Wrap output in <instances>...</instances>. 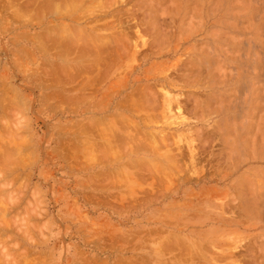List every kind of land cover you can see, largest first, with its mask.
<instances>
[{
    "label": "rangeland",
    "instance_id": "374dc122",
    "mask_svg": "<svg viewBox=\"0 0 264 264\" xmlns=\"http://www.w3.org/2000/svg\"><path fill=\"white\" fill-rule=\"evenodd\" d=\"M116 1L103 16L126 21L131 46L111 56L114 67L96 79L93 95L92 87L78 93L79 103L71 102L66 75L70 53L56 55L50 46L54 54L42 55L28 34L44 23L15 21L0 7V100L8 102L15 88L24 98H7L13 104L3 102L6 113L0 106V132L16 128L10 141L0 133V145L8 143L0 153L6 147L10 161L0 155V264H264V0ZM83 73L75 76L79 83L88 80ZM50 91L63 99H51ZM120 115L133 125L122 128ZM115 120L149 135L132 138L144 147L132 151L120 138L114 157L107 151L104 163L103 149L94 161L99 151L88 152L90 136L103 144L110 134L99 130L101 138L98 128L110 126L119 137Z\"/></svg>",
    "mask_w": 264,
    "mask_h": 264
},
{
    "label": "bare ground",
    "instance_id": "6f19581e",
    "mask_svg": "<svg viewBox=\"0 0 264 264\" xmlns=\"http://www.w3.org/2000/svg\"><path fill=\"white\" fill-rule=\"evenodd\" d=\"M116 0H0V7L2 8V9H5V11L7 10V11H10L11 12V14L13 15V16H16V17H19V19H16L15 21H19L20 22V20L22 21L23 19L25 20V23L27 22H29V23H31L32 21H33V19H36V20H38V21H40L39 23H44V27L42 26V31H40V32H33V33H31V34H28L29 36H31L30 38L33 40V39H35L33 42L34 43H37V47H38V49L39 50H41L40 52H42V55L43 54H46V55H50V53H52V54H54V52H52V51H49V47L51 46L52 47V49L55 51V54L57 55L58 53H60V54H63V55H67V53H70V74L68 73L69 72V70H66L67 72H66V75L68 74V76L70 77V89L72 90V91H74L75 92V97H73V99L75 98V100H73V101H71V102H77V99H78V103H79V98H80V96H83V95H78V93H82V90L86 87V88H91L92 87V89H91V91H90V93L92 92V90L94 91V89H95V86L97 85L96 84V79H100V74L101 73H103V71L104 70H107V69H109V70H111L113 67H114V65H115V62L113 63L112 61L114 60L115 61V55L117 54V52H121V53H124L125 51H126V53L129 51V49H128V47H130V46H128L127 47V43H128V41H129V39H128V37H127V33L125 32V28L123 27V22L125 21H118L117 23H114L113 21H110V22H108L106 19L107 18H105L104 16L106 15V13H110L111 12V8L113 9V4H114V2H115ZM122 1V0H121ZM117 2V1H116ZM119 2V1H118ZM117 2V3H118ZM127 2V1H126ZM117 3H115V4H117ZM132 9V8H131ZM121 11V9H118V11ZM114 11H115V9H114ZM0 12H1V10H0ZM112 13V12H111ZM118 13V12H117ZM127 13V12H126ZM105 14V15H104ZM123 14H125V12H123ZM8 15V14H7ZM99 15V18L97 17ZM104 15V16H103ZM118 16H117V18H121V16H123L122 15V13L120 12L119 14H117ZM130 15V14H129ZM13 16H12V18H13ZM101 16H103L104 18H102L101 19ZM6 18V17H5ZM23 18V19H22ZM125 18H127V17H125ZM136 18V17H135ZM104 19V20H103ZM115 19V18H114ZM122 19V18H121ZM132 19V18H131ZM11 20V19H10ZM67 20H70V23H68V21ZM116 20V19H115ZM134 20H136V19H134ZM14 21V20H13ZM37 21V22H38ZM137 21V20H136ZM8 22V21H7ZM11 22V21H10ZM23 22V21H22ZM126 22V21H125ZM124 22V23H125ZM128 22H129V20H128ZM6 24V23H5ZM9 24V23H8ZM37 24V23H36ZM114 24H116V26L118 27H114ZM110 27V29L111 30H108V28ZM114 28H117V29H114ZM114 29V30H113ZM134 29V28H133ZM139 28H137L136 29V31L138 30ZM135 31V30H134ZM2 32H3V29H2ZM142 32V31H141ZM25 33V32H24ZM129 33V32H128ZM21 34V33H20ZM20 34H19V36H18V34H16V36L18 37V38H25V36H26V39H27V35H22V36H20ZM138 34H139V32H138ZM130 35V34H129ZM162 35H164V34H162ZM17 37H16V39H17ZM24 40V39H23ZM16 42H18V41H16ZM16 42H14V43H16ZM136 43V42H135ZM134 45H136V44H134ZM137 46V45H136ZM135 46V47H136ZM36 47V46H35ZM135 47L134 48H131V49H135ZM3 48V47H2ZM24 49H26V47L24 48L23 47V52H25V54L27 53V52H29V53H27V55L29 54L30 55V51L28 50L27 51V49L26 50H24ZM38 50V51H39ZM4 51V50H3ZM56 51L58 52V53H56ZM21 52V51H20ZM12 54H14L15 52H11ZM10 53V54H11ZM131 53H133V52H131ZM135 53V52H134ZM138 53V52H137ZM125 54V53H124ZM128 54V53H127ZM15 55V57L17 56L16 54H14ZM13 55V56H14ZM28 55V57L27 58H29V57H31L32 56V54L29 56ZM63 55H59V56H62V58L64 57ZM69 55V54H68ZM122 55V54H121ZM121 55H119V57L121 56ZM132 55V54H131ZM26 56V55H25ZM58 56V57H59ZM111 56H115V57H111ZM124 56V55H123ZM128 56V55H127ZM33 57V56H32ZM122 57V56H121ZM52 58V57H51ZM56 58V57H55ZM65 58V57H64ZM112 58H114V59H112ZM118 58V57H117ZM116 58V60H118ZM122 58H124V57H122ZM17 59V58H16ZM30 59V58H29ZM20 60V59H19ZM41 60V59H40ZM62 60V59H61ZM69 60V59H68ZM122 60V59H121ZM30 61V60H29ZM48 61V63L46 64L45 62H42V64L43 63H45L46 65H48L49 64V66H52L50 63H51V61H49V60H47ZM118 62H119V60H118ZM117 62V63H118ZM21 63H22V61H21ZM41 63V62H40ZM19 64V63H18ZM41 64V65H42ZM45 64H44V66H45ZM56 64V63H55ZM58 64V63H57ZM114 64V65H113ZM113 65V66H112ZM3 66V65H2ZM62 66L64 67V69H66L67 67L64 65V64H62V65H57V67H59V68H57L56 66H54V67H56L57 69H59V71L61 72V73H65V72H62V71H65V70H63V69H61L62 68ZM69 66V65H68ZM112 66V67H111ZM16 67V66H15ZM20 67V66H19ZM18 67V68H19ZM46 67V66H45ZM66 67V68H65ZM22 68V67H21ZM36 68H38L39 69V67H36ZM56 68L55 69H52V70H56ZM123 68V67H122ZM12 69V68H11ZM33 70V69H32ZM108 70V71H109ZM4 71H6V70H4ZM21 71H23V70H21ZM35 71V70H34ZM42 71V70H41ZM40 71V72H41ZM56 71H58V70H56ZM56 71H55V73H56ZM108 71L106 72L105 71V73H107L108 74ZM33 72V71H32ZM31 72V73H32ZM44 72H46L45 70H44ZM59 72V73H60ZM84 72V73H83ZM86 72H87V74H88V72L91 74H89V77H91L90 79H89V77H87L88 78V80H86V82H84V83H79L78 82V80L77 79H75V76H77V73H83V74H86ZM34 73V72H33ZM41 73H43V71L41 72ZM48 73H50V71H48ZM54 72L52 71V74H53ZM51 75V74H50ZM54 75V74H53ZM58 75V74H57ZM57 75L55 76V77H57ZM62 75V74H61ZM103 75H105V77H107L106 76V74H103ZM103 75H102V77H103ZM116 75V74H115ZM60 76V75H59ZM58 76V77H59ZM63 76H64V74H63ZM78 76H79V74H78ZM51 77V76H50ZM61 77V76H60ZM59 77V78H60ZM80 77H81V75H80ZM101 77V78H102ZM147 77V76H146ZM0 78H2V77H0ZM49 78V77H48ZM64 78H66V77H64ZM78 78V77H77ZM82 78V77H81ZM86 78V77H85ZM85 78H83L84 79V81H85ZM86 78V79H87ZM104 78V77H103ZM117 78H118V76H117ZM9 79V78H8ZM56 79V78H55ZM54 79V80H55ZM83 79H82V81H83ZM47 80V79H46ZM44 81V82H47V81ZM57 80V79H56ZM59 80V79H58ZM60 80H63V78L62 79H60ZM81 80V79H80ZM100 80H104V79H100ZM43 81V80H42ZM52 81V80H51ZM64 81V80H63ZM113 81H115L114 79H113ZM2 82H3V80H2ZM53 82V81H52ZM54 82H56V81H54ZM61 82V81H60ZM66 82H67V79H66ZM98 82V81H97ZM102 82V81H101ZM100 82V83H101ZM118 82H120V81H118ZM57 83V82H56ZM59 83V82H58ZM64 83V82H63ZM69 83V82H68ZM86 83V84H85ZM51 84V83H50ZM55 84V83H54ZM114 83H112V85H113ZM117 84V83H116ZM67 85V84H66ZM111 85V86H112ZM47 86V85H46ZM52 86V85H51ZM108 86H110V85H108ZM111 86H110V88H111ZM138 86V85H137ZM9 87V86H8ZM99 87V86H98ZM139 87H140V85H139ZM10 88V87H9ZM85 88V89H86ZM107 88V87H106ZM115 88V87H114ZM143 88V87H142ZM11 89H14V88H12V86H11ZM133 89V88H132ZM136 89H137V87H136ZM96 90H98V88H96L95 89V91ZM113 90V89H112ZM114 90H116V92H118L117 90L118 89H114ZM134 90V89H133ZM132 90V91H133ZM138 90V89H137ZM4 91H8V90H4ZM4 91H2V93L4 92ZM86 92H87V90H85ZM140 90H138V92H139ZM14 92H17V90H16V88H15V91L13 90H11V94H10V97H11V95H12V97L15 99H17L18 97H20L19 99L21 100L22 99V101H24L23 99L24 98H21L22 96H18L17 97V93H15L14 94ZM50 92H52V91H50ZM56 94H59L58 93V91H54ZM131 92V91H130ZM136 92V91H135ZM1 93V94H2ZM5 93H7V92H5ZM4 93V94H5ZM9 93V92H8ZM7 93V94H8ZM20 93V92H19ZM96 93V92H95ZM94 93V94H95ZM101 93V92H100ZM7 94H6V100L8 101V102H6V101H2V100H0V103H1V105L0 106H2L3 105V102H6V103H10V107H11V105L13 104V103H11V102H9V100H11L12 99V97H11V99H9L8 98V96H7ZM54 93L52 92V94H48L47 96H51V95H53ZM56 94H54V95H56ZM88 94V93H87ZM110 94V93H109ZM109 94H106V95H109ZM134 94V93H133ZM139 94L140 95H142L140 92H139ZM138 94V97L140 96ZM3 95V94H2ZM19 95V94H18ZM51 96L50 98L51 99H54V97H55V99H57L58 97H60L61 98V96H60V94H59V96L57 97V96ZM85 95V94H84ZM89 95H91V94H89ZM89 95H88V97H89ZM92 95H93V92H92ZM111 95V94H110ZM134 95H136V97H137V93L136 94H134ZM4 97H5V95H3ZM2 96V97H3ZM45 97V98H48L49 99V97ZM73 96V95H72ZM85 96H87V95H85ZM103 96V95H102ZM131 96H132V94H131ZM1 97V98H2ZM3 97V98H4ZM23 97H24V95H23ZM53 97V98H52ZM57 97V98H56ZM62 97H64V96H62ZM79 97V98H78ZM106 97H109V96H105L104 98H106ZM111 97V96H110ZM109 97V98H110ZM128 97V96H127ZM126 97V98H127ZM133 98H134V96H132ZM135 97V98H136ZM0 98V99H1ZM2 98V99H3ZM9 100H8V99ZM68 98V99H67ZM83 98V100L86 98H84V97H81V99ZM130 98V97H129ZM5 99V98H4ZM3 99V100H4ZM15 99V100H16ZM47 99V100H48ZM59 99V98H58ZM61 99H63V98H61ZM66 99L67 100H69V96H67L66 97ZM65 99V100H66ZM71 99V98H70ZM80 99V100H81ZM91 99H92V97H91ZM101 99H102V101L104 100L102 97H101ZM137 99V98H136ZM15 100H12L13 102L15 101ZM19 100V101H20ZM82 100V101H83ZM89 100V99H88ZM87 100V101H88ZM106 100H108L107 98H106ZM126 100V99H125ZM18 101V100H17ZM16 101V102H17ZM19 102L20 103V105L23 103V102ZM58 101H62V100H58ZM101 101V100H100ZM105 101V100H104ZM138 100H136V102H137ZM156 101V100H155ZM166 101V100H165ZM171 101V100H170ZM56 102V101H55ZM70 102V101H69ZM116 102V101H115ZM120 102V101H119ZM119 102H117V103H119ZM126 102H128V101H126ZM125 102V104L127 105V103ZM140 102V101H139ZM142 102V101H141ZM6 103H4V106H5V104ZM15 103V102H14ZM85 103H86V101H85ZM84 103V104H85ZM99 103V102H98ZM101 103H103V102H101ZM106 103V102H105ZM121 103H124V101L123 100H121V102L118 104V106L121 104ZM129 103V102H128ZM116 104V103H115ZM133 104V106H134V103H132ZM140 104V103H139ZM167 104H168V107H169V101H167ZM7 105V104H6ZM17 105H19L18 103H16V106ZM74 105V104H73ZM93 105V104H92ZM123 105V107H124V104H122ZM137 104H135V106H136ZM164 105H165V102H164ZM174 105V104H173ZM15 106V105H14ZM98 105H96L95 107H97ZM116 106V105H115ZM117 106V107H118ZM128 106H129V104H128ZM159 106V105H158ZM178 106V105H177ZM3 107V106H2ZM1 107V108H2ZM6 107V106H5ZM8 107V106H7ZM22 107V106H21ZM114 107V106H113ZM121 108H122V106H120ZM120 107H118V108H120ZM154 107H156V105L154 106ZM164 107V106H163ZM173 107V106H172ZM171 107V108H172ZM179 107V106H178ZM17 108V107H16ZM74 108H75V106H74ZM137 108V107H136ZM157 108V107H156ZM159 108V107H158ZM165 108V107H164ZM4 111H3V113L5 112L6 113V111H5V108L3 107L2 108ZM7 109V108H6ZM127 109H132V108H127ZM166 109V108H165ZM183 109V108H182ZM14 110V109H13ZM74 110V109H73ZM72 110V111H73ZM153 110V109H152ZM181 110V109H180ZM172 111V110H171ZM10 112L13 114V112L10 110ZM74 112H75V110H74ZM166 112V111H165ZM181 112V111H180ZM168 113V112H167ZM170 113V112H169ZM14 115V114H13ZM118 115V114H117ZM170 115V114H169ZM15 116V115H14ZM18 116V115H17ZM105 116V115H104ZM121 117H122V115H120ZM140 116V115H139ZM114 117V116H113ZM121 117H115V119L116 118H119V122L121 123V124H124V125H121L120 123H118L117 122V120H115V122H117L116 124L118 125V124H120L121 125V127L123 126L124 128H125V124L126 125H128V124H131V125H133L132 123H130V122H128V124L126 123V121L124 120L125 118H124V116L121 118ZM144 117V116H143ZM6 118V117H5ZM15 118V117H14ZM130 118V117H129ZM4 119V118H3ZM97 119H99V118H97ZM97 119H95L96 120V123H99V125H101V123H102V120L99 122V120H97ZM122 119V120H121ZM2 120V119H1ZM90 120V119H89ZM125 122H124V121ZM87 121V120H86ZM92 121H94V120H92ZM105 121V120H104ZM103 121V122H104ZM2 122H3V120H2ZM8 122V121H7ZM15 122L17 123V121L15 120ZM15 122L13 123V124H15ZM107 122V121H106ZM105 122V123H106ZM4 123V122H3ZM3 123H1V124H3ZM12 124V123H11ZM12 124V125H13ZM24 124V123H23ZM73 124V123H72ZM89 124H91V122L89 123ZM94 125H95V122L93 123ZM103 124V123H102ZM107 124V123H106ZM105 124V125H106ZM112 124V123H111ZM136 124V123H135ZM134 124V125H135ZM142 124V123H141ZM178 124V123H177ZM80 125H82L81 123H80ZM96 125H98V124H96ZM104 125V124H103ZM104 125V126H105ZM116 125V126H117ZM120 125H118V127L119 128H121L120 127ZM6 126V125H5ZM14 126V125H13ZM16 126H18V124H16ZM87 126H88V123H87ZM87 126H85V127H87ZM115 126V124H114V127L116 128V129H118L119 130V128L118 127H116ZM137 126V125H136ZM10 127V126H9ZM19 127H23V126H18V128ZM59 127V126H58ZM68 127V126H67ZM72 127V126H71ZM77 127H79V126H77ZM80 127H83V126H80ZM94 126H92V128H93ZM100 127V126H99ZM101 127H102V125H101ZM122 127V128H123ZM1 128H2V126H1ZM1 128H0V130H1ZM13 128V127H12ZM60 128V127H59ZM68 128H70V127H68ZM67 128V129H68ZM90 128H91V126L89 125V129H88V127H87V129H85V128H83L84 130L82 131V129H81V131L82 132H84V133H86L87 132V130H90ZM96 128H98L97 126L95 127V129ZM121 128V130H123ZM126 128H128V127H126ZM132 128H134V132H135V126L134 127H131V129H130V127H129V130L128 129H124L123 131H122V134L118 137V136H116L114 133H116L117 134V131L115 132V129H113V128H111L110 126H107V128L106 127H104V128H98V131L99 130H101V131H99L98 133H97V136H99V137H103V136H101V134H99L100 132L104 135V137L106 136V135H108L109 136V134H110V136L108 137L109 138V140L108 141H105V142H103V144H101V142L99 143L100 145H96V140H91V136H90V141H89V145H87V146H89V151L88 152H93L94 150L95 151H99V152H97L96 153V155L97 156H95L94 154V157L92 156V158L91 159H95L96 157H98V153H102V150L104 149V151H103V157H101L102 155H100L99 157H101V159H102V161L104 162V163H106V159H104V155H107V151H108V156H109V151H111V154H112V151H114V150H116L117 148H114L113 150H111V147L113 146V144H114V146H115V143H117V142H121V141H118L120 138H122L121 140L122 141H125L126 143H127V141H128V145H130V147L132 148L133 146H131V145H136V147H139V148H136L135 146L133 147V150L132 151H135L134 149L136 148V149H140V147L142 146V145H138L136 142H141V140L139 139V140H137L136 142H135V140L137 139V136L136 135H138L139 134V132H136V133H132L133 132V130H132ZM14 130H12V132L11 131H7L8 129H6V132H9V133H5V130H4V133H3V130L0 132V133H3L4 135L5 134H11L12 135V133L13 132H15L16 130V128H13ZM23 129H24V127H23ZM22 129V130H23ZM94 129V130H95ZM139 128H137V130H138ZM61 130H63V128L61 129ZM76 130V129H75ZM93 130V131H94ZM114 130V131H113ZM120 130V131H121ZM131 130V133L133 134V135H131L128 131H130ZM136 130V131H137ZM21 131V130H20ZM96 131V130H95ZM94 131V132H95ZM139 131V130H138ZM11 132V133H10ZM63 132V131H62ZM72 133V132H71ZM80 133V132H79ZM83 133V134H84ZM89 133H91V131H89ZM96 133V132H95ZM104 133H106V135L104 134ZM109 133V134H108ZM121 133V132H120ZM16 134H18V133H16ZM16 134L14 133V135L16 136ZM22 134V132L20 133V135ZM69 134V133H68ZM92 134V133H91ZM90 134V135H91ZM134 134H136V135H134ZM141 134H144L143 132L141 133V131H140V134H139V136L141 135ZM153 134V133H152ZM152 134H150V135H152ZM1 135V134H0ZM4 135H1V136H4ZM13 135V136H14ZM95 137H96V134H93ZM92 135V136H93ZM118 135V134H117ZM17 136H19V135H17ZM22 137H23V135H21ZM21 136H19L18 138L17 137H14V138H17V140H20V138H21ZM93 136V137H94ZM133 136V137H132ZM142 136V138H143V135H141ZM144 136H145V134H144ZM146 136H149V135H146ZM145 136V137H146ZM4 137H6V136H4ZM8 137H10L11 138V136L10 135H8L6 138H3V139H9V141H10V138H8ZM25 137V136H24ZM76 137V136H75ZM74 137V138H75ZM94 137V138H95ZM98 137V138H99ZM118 139H117V138ZM136 139H135V138ZM153 137V136H152ZM100 138V139H101ZM107 138V137H106ZM132 138H134L135 140H133ZM154 138V137H153ZM165 138V137H164ZM72 139V138H71ZM85 139V138H84ZM117 139V140H116ZM144 140H146L145 138H143ZM158 139V138H157ZM79 140V139H78ZM87 140H89V139H87ZM133 140V144L131 143V141ZM14 141H16L15 139H14ZM27 140H23V142H26ZM28 141H29V139H28ZM61 141V140H60ZM148 141V140H147ZM130 142V143H129ZM143 142H146V141H143ZM142 142V143H143ZM158 142H161V141H158ZM4 143H6V141L4 142ZM22 143V142H21ZM20 143V144H21ZM28 143V142H27ZM126 143H122L121 144V146H119L120 145V143H118L117 145V147H120V148H122L121 149V151L120 152H122L123 151V147H122V145H125ZM134 143H136V144H134ZM24 144V143H23ZM22 144V145H23ZM26 144V143H25ZM24 144V145H25ZM30 144V143H29ZM97 144H98V142H97ZM140 144V143H139ZM147 144V143H146ZM150 144V143H149ZM162 145L164 144V143H161ZM161 144H160V146H161ZM6 145H8V143H6ZM6 145H4L3 143H1V145L0 146H2L1 148L3 149L4 147L3 146H6ZM18 145V144H17ZM21 145V147H23ZM72 145V144H71ZM77 145V144H76ZM96 145V146H95ZM127 145V146H128ZM143 145H145V143L143 144ZM151 145V144H150ZM159 145V144H158ZM20 146V145H19ZM25 146H28V144L27 145H25ZM65 146V145H64ZM152 146V145H151ZM150 146V147H151ZM155 146V145H154ZM157 146V145H156ZM156 146H155V148H156ZM165 146V145H164ZM6 147H8V146H6ZM5 147V150L7 149ZM14 147V146H13ZM84 147H85V145H84ZM104 147V148H103ZM142 147H144V146H142ZM149 147V146H148ZM16 147H14V150L16 151V149H15ZM54 148H56V147H54ZM63 148V147H62ZM80 148V147H79ZM88 148V147H87ZM113 148V147H112ZM127 148V147H126ZM131 148H130V150H131ZM11 149H12V147H11ZM72 149V148H71ZM128 149V148H127ZM5 150H4V154H2V152H3V150H2V152L0 153V155L2 154V155H4L5 156V153L7 152H5ZM8 150V149H7ZM9 150H10V148H9ZM19 149H17V151H18ZM118 150H120V149H118ZM118 150H116V151H118ZM124 150H126V149H124ZM150 150V149H149ZM155 150V149H154ZM158 150H160V147H159V149ZM11 151V150H10ZM10 151H8L9 153H10ZM15 151L13 152V153H15ZM22 150H20V152H21ZM140 151V150H139ZM157 151V150H156ZM155 151V152H156ZM29 152V151H28ZM27 152V153H28ZM123 152H125V151H123ZM128 152V151H127ZM145 152V151H144ZM148 152V151H147ZM153 152V151H152ZM154 152V153H155ZM163 152H164V150H163ZM26 153V151H24V156L26 155L25 154ZM93 153H95V152H93ZM126 153V152H125ZM124 153V154H125ZM149 153V152H148ZM20 154V153H19ZM22 154V155H23ZM30 154V153H29ZM85 154V153H84ZM110 154V155H111ZM123 154V153H122ZM123 154V155H124ZM191 154H193V153H191ZM9 155H11V154H9ZM16 155V154H15ZM21 155V154H20ZM59 155V154H58ZM89 155H90V153H89ZM116 155V154H115ZM114 154H112L111 156L112 157H114L115 156ZM3 156V159H2V162H6L5 160H4V158H6V156L4 157ZM30 156H32V155H30ZM15 157V156H14ZM20 157V156H19ZM18 156L16 157V158H19ZM116 157H118V156H116ZM115 157V158H116ZM120 157V156H119ZM7 158H8V156H7ZM7 158H6V160H7ZM15 158V159H16ZM31 158V157H30ZM35 158V157H34ZM89 158V157H88ZM107 158V157H106ZM108 158H110V157H108ZM165 158V157H164ZM14 159V160H15ZM24 159V158H23ZM91 159H89L90 161H92ZM138 160L140 159V158H137ZM144 159V158H143ZM143 159H141V161H144ZM148 159H149V157H148ZM195 159V158H194ZM4 160V161H3ZM18 160V159H17ZM106 160V161H105ZM116 160V159H115ZM114 160V161H115ZM131 160V159H130ZM149 160H151V159H149ZM178 160V159H177ZM1 161V160H0ZM8 161L9 160H7V163H8ZM16 161V160H15ZM15 161H14V163H15ZM27 161V160H26ZM32 161V160H31ZM75 161V160H74ZM79 161V160H78ZM94 161H97V158H96V160H94ZM99 161H100V159H99ZM135 161V160H134ZM152 161H154V160H152ZM151 161V162H152ZM158 161V160H157ZM179 161V160H178ZM10 162V161H9ZM20 162V161H19ZM18 162V163H19ZM28 162V161H27ZM111 162V161H110ZM150 162V163H151ZM156 162V161H155ZM193 162V161H192ZM6 163V164H7ZM17 163V164H18ZM26 163V162H25ZM80 163V162H79ZM89 163V162H88ZM103 163V164H104ZM108 163H109V160H108ZM125 163V162H124ZM123 163V164H124ZM135 163H139V162H135ZM143 163V162H142ZM142 163H139L140 165H141V167L143 166L142 165ZM145 163V162H144ZM173 163V162H172ZM2 165H3V168L5 167L4 166V164L3 163H1ZM0 164V165H1ZM13 164V163H12ZM31 164V163H30ZM92 164H93V162H92ZM94 164H97V163H94ZM99 164H100V162H99ZM157 164V163H156ZM189 164V163H188ZM192 164V163H191ZM1 165V166H2ZM15 165H16V163H15ZM19 165H20V163H19ZM127 165V164H126ZM128 165H129V163H128ZM140 165H139V167H140ZM154 165V164H153ZM162 165V164H161ZM18 166V165H17ZM74 166H75V162H74ZM80 166V165H79ZM134 166V165H133ZM132 166V168H134ZM156 166V165H155ZM170 166V165H169ZM179 166V165H178ZM19 167V166H18ZM23 167V166H22ZM83 167V166H82ZM118 167V166H117ZM146 167V166H145ZM162 167V166H161ZM1 168V167H0ZM16 168V167H15ZM127 168H128V166H127ZM130 168H131V166H130ZM131 168V169H132ZM138 168V167H137ZM136 168V169H137ZM143 168H144V166H143ZM157 168V167H156ZM159 168V167H158ZM82 169V168H81ZM120 169V168H119ZM135 169V170H136ZM149 169V168H148ZM2 170V169H1ZM160 170V169H159ZM137 171H139L138 169H137ZM145 171V170H144ZM147 171V170H146ZM149 171V170H148ZM147 171V172H148ZM152 170H150V172H151ZM164 171V170H163ZM165 171H166V169H165ZM3 172H5V171H3ZM2 172V173H3ZM98 171H96V173H97ZM110 172H111V170H110ZM158 172V171H157ZM101 173H103V172H101ZM100 173V174H101ZM112 173V172H111ZM114 173V172H113ZM119 173V172H118ZM133 173V172H132ZM167 173V172H166ZM98 174V173H97ZM116 174V173H115ZM136 174V173H135ZM151 174V173H150ZM7 175V174H6ZM99 175V174H98ZM109 175V174H108ZM137 175H138V173H137ZM149 175V174H148ZM147 175V176H148ZM154 175L156 176V174L154 173ZM1 176V175H0ZM95 176H96V174H95ZM103 176V175H102ZM101 176V177H102ZM106 176V175H105ZM152 176L153 175H151V178H152ZM160 176V175H159ZM98 177V176H97ZM135 177H137V176H135ZM140 177V176H139ZM144 177V176H143ZM142 177V178H143ZM162 177V176H161ZM92 177L90 176V179H91ZM116 178V177H115ZM148 177H146V179H147ZM156 178H158V176L156 177ZM155 178V179H156ZM160 178V177H159ZM85 179H87V178H85ZM89 179V178H88ZM123 179V178H122ZM163 179H165V177L163 178ZM97 180H98V178H97ZM103 180V179H102ZM145 180V179H144ZM160 180H161V178H160ZM173 180V179H172ZM100 181V180H99ZM140 181V180H139ZM142 181V180H141ZM155 181V180H154ZM153 181V182H154ZM88 182V181H87ZM94 182V181H93ZM96 182V181H95ZM106 182V181H105ZM160 182H162V181H160ZM170 182V181H169ZM4 183V182H3ZM101 183V182H100ZM99 183V184H100ZM157 183H159V182H156V184ZM164 183V182H163ZM166 183V182H165ZM171 183V182H170ZM92 184V183H91ZM142 184H143V182H142ZM152 184V183H151ZM173 184V183H172ZM171 184V185H172ZM154 185V184H153ZM3 186H4V184H3ZM83 186V185H82ZM99 186V185H98ZM105 186V185H104ZM152 186V185H151ZM1 187V186H0ZM107 187V186H106ZM114 187V186H113ZM1 188H3V187H1ZM1 188H0V191H1ZM96 189V188H95ZM134 191V190H133ZM157 191V190H156ZM136 192V191H135ZM124 194V193H123ZM156 194V193H155ZM91 195V194H90ZM9 196H11V195H9ZM116 197V196H115ZM149 197V196H148ZM152 197V196H151ZM8 198V197H7ZM12 198H14V197H12ZM1 197H0V201H1ZM9 199H7V201H8ZM13 200V199H12ZM9 201H11V200H9ZM6 202V201H5ZM102 202V201H101ZM6 204V203H5ZM5 206V205H4ZM1 209V208H0ZM2 210H4V209H2ZM5 210H9V209H5ZM1 212V211H0ZM7 220V219H6ZM0 222H1V220H0ZM2 224V223H1ZM3 228L5 227V224H4V226L3 225H1ZM7 230V229H6ZM158 230V229H157ZM170 235H171V233H170ZM173 235V234H172ZM174 236V235H173ZM172 238V237H171ZM167 239V238H166ZM171 240V239H170ZM174 240V239H173ZM168 243V242H167ZM168 245V244H167ZM161 248V247H160ZM184 248V247H183ZM181 249V248H180ZM198 249V248H197ZM187 253V252H186ZM190 253V252H189ZM188 253V254H189ZM192 253V252H191ZM210 253V252H209ZM167 254V253H166ZM218 254V253H217ZM189 256V255H188ZM187 256V257H188ZM7 257V256H6ZM177 258V257H176ZM4 259V258H3ZM220 259V258H219ZM189 261V260H188ZM187 261V262H188ZM2 262V261H1ZM4 263V262H3ZM31 263V262H30ZM6 264V263H5ZM13 264V263H12ZM173 264H174V262H173Z\"/></svg>",
    "mask_w": 264,
    "mask_h": 264
}]
</instances>
